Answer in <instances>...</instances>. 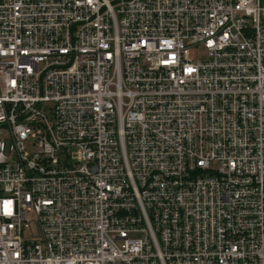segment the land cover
Here are the masks:
<instances>
[{
  "label": "built area",
  "instance_id": "obj_1",
  "mask_svg": "<svg viewBox=\"0 0 264 264\" xmlns=\"http://www.w3.org/2000/svg\"><path fill=\"white\" fill-rule=\"evenodd\" d=\"M0 264H264V0H0Z\"/></svg>",
  "mask_w": 264,
  "mask_h": 264
},
{
  "label": "rangeland",
  "instance_id": "obj_2",
  "mask_svg": "<svg viewBox=\"0 0 264 264\" xmlns=\"http://www.w3.org/2000/svg\"><path fill=\"white\" fill-rule=\"evenodd\" d=\"M205 56H206V53H205V51H204L203 48L196 49V50L192 53V55H191V57H192L194 60H196V61H197V60H200V59H204ZM47 106L50 107L51 104H48ZM49 113H50V111H49ZM118 245H119L120 247H122V243H118Z\"/></svg>",
  "mask_w": 264,
  "mask_h": 264
}]
</instances>
